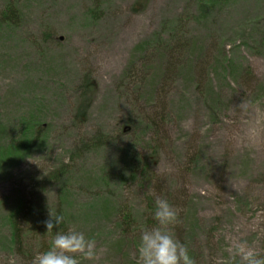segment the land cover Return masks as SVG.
Returning <instances> with one entry per match:
<instances>
[{
    "label": "rangeland",
    "instance_id": "1",
    "mask_svg": "<svg viewBox=\"0 0 264 264\" xmlns=\"http://www.w3.org/2000/svg\"><path fill=\"white\" fill-rule=\"evenodd\" d=\"M9 1L23 19L0 27V145L27 124L44 136L0 169V232L37 199L21 212L26 246L0 244V264L47 250L54 236L33 229L60 205L67 230L95 240L80 264H137L157 198L176 209L168 230L194 264H240L234 240L264 254V0L206 13L200 0H0V14ZM146 157L152 172L133 177ZM64 165L61 182L48 178Z\"/></svg>",
    "mask_w": 264,
    "mask_h": 264
},
{
    "label": "clouds",
    "instance_id": "2",
    "mask_svg": "<svg viewBox=\"0 0 264 264\" xmlns=\"http://www.w3.org/2000/svg\"><path fill=\"white\" fill-rule=\"evenodd\" d=\"M178 213L166 199L155 200L153 219L156 224L141 232L137 247V264H194L186 245L177 240L168 230L177 222ZM63 215L49 209L43 221L46 233L55 235L50 247L32 256L30 264H80V259L93 260L96 254L95 240L82 231H62ZM232 259L239 257L240 264H264V254L249 245L246 240L231 242Z\"/></svg>",
    "mask_w": 264,
    "mask_h": 264
},
{
    "label": "trees",
    "instance_id": "3",
    "mask_svg": "<svg viewBox=\"0 0 264 264\" xmlns=\"http://www.w3.org/2000/svg\"><path fill=\"white\" fill-rule=\"evenodd\" d=\"M221 1H224L226 3L229 2L228 0ZM200 2H202V11L206 13V11L208 12L215 3H220V0H200ZM22 19L23 17L19 6L14 5L11 1H9L6 3L4 10L0 14V27L2 28V30L18 28L21 25ZM190 44H194V46H196L197 43L195 41H190ZM83 93L85 95L84 102L86 103L88 101V103H90V95H95L94 85L91 83L86 85L85 83ZM87 106L88 104L85 106L81 104V107L78 112H81L82 114V110ZM41 130L42 126L39 123L27 124V126L23 127L19 134H17L19 136V139H12L4 146L0 145V169H4L10 167L11 165H16L20 163V161L23 160L22 155L24 153L28 152L32 154L34 148L44 136ZM100 138L101 137L96 138L95 140H99ZM93 142L95 143V141ZM154 166L155 162L150 160V158L148 157L144 158L143 160L136 159L134 165H132V176H136L137 167L138 169L144 172V177L147 179V175H150V173L152 172L151 170ZM67 170V165H64V167L59 168L58 171L50 173L48 175V178L61 182ZM40 184L41 186L38 187L43 190L45 188V185L42 183ZM60 187L61 190L65 192L66 182H62ZM35 198L36 197H33L30 200V203L28 204L27 208L25 204L21 202L19 205V209L17 207L9 211L6 217V222L2 225V232H0V244L2 245L1 247H3V249L8 248L10 251H21L26 246V242L28 239L27 236L30 235L31 232L29 231L32 230L28 226L25 227V224H22L23 220H27L28 215H22L21 212H33L34 205L37 201V199ZM154 209L155 208L152 207V211H154ZM54 213L63 215L64 222L61 224L60 229L62 231H66L69 225V217L67 215V210L64 209V206L60 205L57 206ZM43 216L44 214H40V216L38 217V226H40V228L36 227L35 229H33V231L39 229L41 235L53 237L56 231L55 229L52 233H46L45 227H41V222L45 220ZM130 220H132L131 215L125 214L123 224H126Z\"/></svg>",
    "mask_w": 264,
    "mask_h": 264
}]
</instances>
